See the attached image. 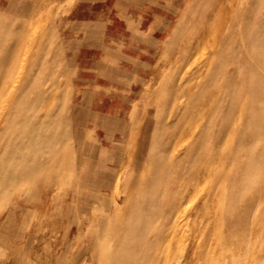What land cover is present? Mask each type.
Masks as SVG:
<instances>
[{"label": "rangeland", "instance_id": "374dc122", "mask_svg": "<svg viewBox=\"0 0 264 264\" xmlns=\"http://www.w3.org/2000/svg\"><path fill=\"white\" fill-rule=\"evenodd\" d=\"M263 187L264 0H0V264H264Z\"/></svg>", "mask_w": 264, "mask_h": 264}, {"label": "bare ground", "instance_id": "6f19581e", "mask_svg": "<svg viewBox=\"0 0 264 264\" xmlns=\"http://www.w3.org/2000/svg\"><path fill=\"white\" fill-rule=\"evenodd\" d=\"M255 5H256V4H255ZM249 15H250V14H249ZM233 17H234V16H233ZM231 21H232V20H231ZM229 23H230V22H229ZM203 28H204V26H203ZM224 33H225V32H224ZM219 44H220V43H219ZM219 47H220V46H219ZM216 52H217V51H216ZM218 53H219V52H218ZM195 56H196V55H195ZM195 56H194V57H195ZM196 57H198V55H197ZM210 57H211V56H210ZM207 59H208V58H207ZM207 59H206V60H207ZM212 59L214 60V58H212ZM212 59H211V60H212ZM195 60H196V58H195ZM209 60H210V59H209ZM207 61H208V60H207ZM208 62H209V61H208ZM204 63H207V62H204ZM210 68H211V66H210ZM207 69H208V68H207ZM184 77H185V76H184ZM187 77H188V76H186V78H187ZM182 78H183V77H182ZM196 79H197V78H196ZM196 79H195V80H196ZM201 81H202V80H201ZM179 84H182V83H179ZM194 90H195V89H194ZM220 91H221V90H220ZM221 92H222V91H221ZM166 93H167V92H166ZM248 97H249V96H248ZM215 98H217V97H215ZM156 99H157V98H156ZM248 99H249V98H248ZM203 100H204V99H203ZM185 101H186V100H185ZM204 101H205V100H204ZM210 102H211V101H210ZM176 103H177V101H176ZM242 103H243V102H242ZM242 103H241V104H242ZM204 104H205V103H204ZM175 106H176V105H175ZM199 107H200V106H199ZM199 107H198V108H199ZM240 107H241V106H240ZM147 110H148V109H147ZM149 115H150V114H149ZM170 117H171V116H170ZM168 121H169V120H168ZM188 121H189V120H188ZM192 121H193V120H192ZM169 122H171V120H170ZM233 122H234V121H233ZM240 124H241V123H240ZM151 130H152V129H151ZM237 131H239V130H237ZM183 135H184V134H183ZM233 136H234V135H233ZM181 137H182V136H181ZM181 137H180V138H181ZM183 137H184V136H183ZM235 138H236V137H235ZM226 140H227V139H226ZM224 144H225V142H224ZM183 148H184V147H183ZM185 149H186V148H185ZM213 150H214V148H213ZM173 151H174V150H173ZM216 153H217V152H216ZM219 154H220V153H219ZM225 154H226V153H225ZM222 157H223V156H222ZM225 158H227V157H224V160H225ZM228 158H229V157H228ZM210 159H211V158H210ZM229 160H230V159H229ZM216 163H217V162H216ZM227 163H228V162H227ZM220 166H221V165H220ZM224 168H225V167H224ZM214 169H216V168H214ZM215 171H216V170H215ZM217 171H218V169H217ZM224 171H225V170H224ZM216 173H217V172H216ZM203 175H204V174L201 172V173H200V177L203 176ZM216 179H217V178H216ZM190 181H191V180H190ZM226 181H227V180H226ZM215 182H216V181H215ZM218 182H219V181H218ZM137 183H138V182H137ZM215 184H216V183H215ZM217 184H218V183H217ZM217 184H216V186H218ZM209 185H210V184H209ZM225 185H226V184H225ZM227 186H228V185H227ZM205 187H206V186H205ZM136 188H137V187H136ZM138 188H140V187H138ZM263 188H264V187H263ZM140 189H141V188H140ZM211 190H212V189H211ZM216 190H217V189H216ZM219 190H220V189H219ZM263 191H264V190H263ZM215 192H216V191H215ZM219 192H220V191H219ZM223 192H224V191H223ZM223 192H222V193H223ZM207 193H208V192H207ZM222 193H221V194H222ZM208 194H209V193H208ZM208 194H207V195H208ZM217 195H218V194H217ZM220 196H221V195H220ZM207 197H208V196H207ZM207 197H205V198L207 199ZM221 197H222V196H221ZM221 197H220V198H221ZM214 200H216V199L214 198ZM204 201H205V200H204ZM204 201H203V202H204ZM257 201H258V200H257ZM217 202H218V201H217ZM162 203H163V202H162ZM221 203H222V202H221ZM257 203H258V202H257ZM210 204H211V203H210ZM210 204H209V205H210ZM255 204H256V203H255ZM211 206H212V205H211ZM253 206H254V205H253ZM256 206H257V205H256ZM197 207H198V206H197ZM115 208H117V207L115 206ZM208 208H209V207H208ZM215 208H216V207H215ZM255 208H256V207H255ZM201 209H202V208H201ZM212 209H213V208H212ZM252 209H253V208H252ZM204 210H206V208H205ZM244 210H245V209H244ZM254 210H255V209H254ZM254 210H253V212H254ZM200 211H201V210H200ZM218 211H219V210H218ZM188 212H189V211H188ZM182 213H183V212H182ZM211 213H212V212H211ZM217 213H218V212H217ZM222 213H223V212H222ZM162 214H163V213H162ZM203 214L206 216L205 213H203ZM197 215H198V214H197ZM197 215H196V216H197ZM213 215H214V213H213ZM231 216H232V215H231ZM178 217H179V216H178ZM178 217H177V218H178ZM184 217H185V216H184ZM184 217H182V219H184ZM259 217H260V216H259ZM196 218H197V217H196ZM180 219H181V218H180ZM255 219H257V218H255ZM227 220H228V219H227ZM251 221H252V220H251ZM256 221H257V220H256ZM210 222H211V221H210ZM210 222H208V224L206 225L205 230H207V231H208V230L210 231V229H211V228H210L211 226L209 225ZM260 222L263 223L262 220H261ZM200 223H201V221H200ZM213 223H214V222H213ZM176 224H177V223H176ZM178 224H179V223H178ZM258 224H259V223H258ZM174 225H175V224H174ZM223 226H224V225H223ZM255 226H256V225H255ZM223 228H224V227H222V229H223ZM255 228H256V227H255ZM255 228H254V229H255ZM263 229H264V228H263ZM260 230H261V229H260ZM176 231H177V230H176ZM176 231H175V232H176ZM205 232H206V231H205ZM262 232H263V231H262ZM209 233H210V232H209ZM178 234H179V233H178ZM206 234H207V233H206ZM175 235H177V234L175 233ZM263 235H264V233H263ZM183 236H184V235H183ZM183 236H182V238H183ZM185 236H186V235H185ZM224 236H225V235H224ZM167 237H168V236H166V238H167ZM174 237H175V236H174ZM174 237L172 236V239H173ZM150 238H151V236H150ZM180 238H181V237H180ZM182 238H181V239H182ZM256 238H257V237H256ZM261 238H262V237H261ZM167 239H168V238H167ZM187 239H188V238H187ZM187 239L184 238V240H187ZM200 240H202V239H200ZM179 241H180V240H179ZM226 241H227V240H226ZM260 241H261V240H260ZM164 242H166V241H164ZM182 242H183V240H182ZM208 242H209V241H208ZM208 242H207V243H208ZM168 243H169V242H168ZM184 243H185V242H184ZM201 243H202V242H201ZM204 243H205V245H203V249H201L200 252H199L198 254H195V256L189 257V258L187 259L188 261L203 260V261H210V262H212V261H216V260H217V258L214 257V254H213L212 252H210V251H205V249H206V247H208V245H206V244H207L206 242H204ZM169 245H170V244H169ZM199 245H200V244H199ZM219 245H220V244H219ZM256 245H257V244H256ZM171 246H172V245H171ZM186 246H187V245H186ZM157 247H158V246H157ZM180 247H181V246H180ZM220 247H221V246H220ZM261 247H262V246H261ZM94 248H95V246H94ZM170 248H171V247H170ZM181 248H182V247H181ZM225 248H226V247H225ZM231 248H232V247H231ZM228 249H229V248H228ZM170 250H171V249H170ZM170 250H169V251H170ZM262 251H263V250H262ZM153 254H154V253H153ZM169 254H170V253H169ZM233 256H234V255H233ZM183 257H184V256H183ZM159 258H160V257H159ZM255 258H256V257H255ZM168 259H169V258H168ZM219 259H224V258H220V257L218 258V261L221 262L220 264H226V263H227V260H226V259H224V260H219ZM154 260H155V259H154ZM231 260H233V259L231 258ZM164 261H165V260H164ZM180 261H181V260H180ZM222 261H223V262H222ZM173 264H174V263H173ZM216 264H219V263H216Z\"/></svg>", "mask_w": 264, "mask_h": 264}, {"label": "crops", "instance_id": "0c3cea01", "mask_svg": "<svg viewBox=\"0 0 264 264\" xmlns=\"http://www.w3.org/2000/svg\"><path fill=\"white\" fill-rule=\"evenodd\" d=\"M160 42H162L161 40H160ZM161 46V45H160ZM160 48V47H159ZM155 53L156 54H158L159 53V49H157L156 51H155ZM199 163H201V164H205L206 163V158H204L203 159V161L201 160ZM175 213V212H174Z\"/></svg>", "mask_w": 264, "mask_h": 264}]
</instances>
